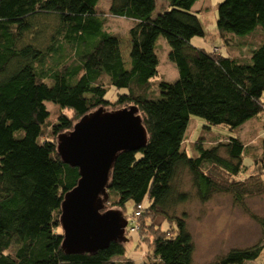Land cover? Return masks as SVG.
Wrapping results in <instances>:
<instances>
[{"label": "trees", "instance_id": "1", "mask_svg": "<svg viewBox=\"0 0 264 264\" xmlns=\"http://www.w3.org/2000/svg\"><path fill=\"white\" fill-rule=\"evenodd\" d=\"M101 1L0 0V264H193V235L174 206L191 195L205 202L229 193L243 204L264 193V139L257 152L233 135L210 143L198 138L190 149L184 141L191 116L204 127L233 128L264 112V42L249 47L246 60L228 47L194 43L208 33L198 0H162L159 10L158 0ZM111 17L131 20L128 60ZM215 26L220 34L264 30V0H221ZM160 40L175 65L173 81L159 74ZM130 105L147 140L118 153L107 193L122 213L132 204L124 217L135 228L126 226L124 242L66 253L60 207L79 172L58 154L57 136L94 109ZM182 172L190 174L194 194L176 189ZM254 218L263 233L258 242L206 264L258 261L264 217ZM128 234L147 254L126 253Z\"/></svg>", "mask_w": 264, "mask_h": 264}, {"label": "rangeland", "instance_id": "2", "mask_svg": "<svg viewBox=\"0 0 264 264\" xmlns=\"http://www.w3.org/2000/svg\"><path fill=\"white\" fill-rule=\"evenodd\" d=\"M221 0H198L196 7L200 8V16L208 33L206 41L202 37H194L201 40L200 45L205 48L228 47L227 51L231 54L238 55L241 60H246L249 54V47H257L264 42V30L257 27L244 35H236L234 33L220 34L215 26V13L217 3ZM103 6L107 5V0L101 1ZM163 5L162 0L157 1V10ZM110 30L120 39V47L125 60L129 47V38H127L128 28L131 20L123 17H111L109 19ZM166 42L159 41V74L168 81H173L176 77L175 65L169 61L166 56ZM247 47V48H246ZM222 49V48H221ZM217 50V49H216ZM224 53V52H223ZM233 54V55H234ZM111 93L107 94L110 96ZM152 95L156 94L152 92ZM205 124L200 117L191 116L184 133V141L186 147L190 149V145L194 144L198 138L205 143L217 139H226L229 136H238L244 143L256 146L261 144L264 139V112L255 117L246 120L242 125L237 127L216 126L204 127ZM247 146V145H246ZM251 155V154H250ZM247 158L246 160L248 159ZM250 164V163H249ZM255 165H249L247 170L253 171ZM264 170H259L264 181ZM174 184L178 191H188L194 194L191 184L190 174L182 172L178 173ZM242 174L238 173L237 177ZM114 198L108 195L105 202V209H120L113 203ZM132 204L127 203L123 211L124 216L131 213ZM176 214L185 212L188 230L193 235L194 242V260L193 264H204L219 258L227 250L238 247L244 248L250 246L260 240L262 237V229L259 227L255 216L264 217V193L244 198L243 204L236 203L229 193H216L205 202L199 201L197 198L191 197L179 202L174 206ZM130 234V233H129ZM128 234V235H129ZM128 238V237H127ZM135 235H129V241L125 243L126 253L131 255V249L145 253L146 247L135 248ZM138 246V244H136ZM140 246V245H139ZM258 261H247L244 264L264 263V250L260 257L255 259Z\"/></svg>", "mask_w": 264, "mask_h": 264}, {"label": "water", "instance_id": "3", "mask_svg": "<svg viewBox=\"0 0 264 264\" xmlns=\"http://www.w3.org/2000/svg\"><path fill=\"white\" fill-rule=\"evenodd\" d=\"M147 140L135 105L102 107L84 114L57 136L62 160L78 168L79 178L61 202L59 223L66 253H93L111 241H126L127 220L120 209H105L107 185L119 152L139 149Z\"/></svg>", "mask_w": 264, "mask_h": 264}, {"label": "built area", "instance_id": "4", "mask_svg": "<svg viewBox=\"0 0 264 264\" xmlns=\"http://www.w3.org/2000/svg\"><path fill=\"white\" fill-rule=\"evenodd\" d=\"M126 226H128L130 230H134V228H135V225L133 224L132 220L127 221V225Z\"/></svg>", "mask_w": 264, "mask_h": 264}, {"label": "bare ground", "instance_id": "5", "mask_svg": "<svg viewBox=\"0 0 264 264\" xmlns=\"http://www.w3.org/2000/svg\"><path fill=\"white\" fill-rule=\"evenodd\" d=\"M126 225H127V224H126ZM123 235H124V237H125L126 239H128V238H127L126 228H125V231H124V234H123ZM205 264H206V262H205Z\"/></svg>", "mask_w": 264, "mask_h": 264}, {"label": "clouds", "instance_id": "6", "mask_svg": "<svg viewBox=\"0 0 264 264\" xmlns=\"http://www.w3.org/2000/svg\"><path fill=\"white\" fill-rule=\"evenodd\" d=\"M216 49H217V47L214 48V50H216Z\"/></svg>", "mask_w": 264, "mask_h": 264}]
</instances>
